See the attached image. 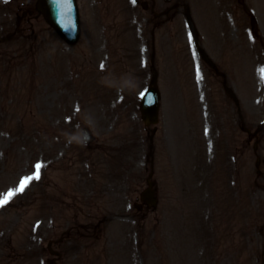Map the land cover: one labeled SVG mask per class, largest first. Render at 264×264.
I'll use <instances>...</instances> for the list:
<instances>
[{"label": "rangeland", "instance_id": "1", "mask_svg": "<svg viewBox=\"0 0 264 264\" xmlns=\"http://www.w3.org/2000/svg\"><path fill=\"white\" fill-rule=\"evenodd\" d=\"M124 1H79L81 23L88 24L91 33L84 36L87 44L77 49L64 44L42 16L35 17V12L24 16L22 29L17 27L12 33L15 8L21 3L0 0V199L10 189L14 191L22 178L32 176L37 164L41 166L38 179L31 180L23 191L15 192L0 206V264H48L46 238L56 240L60 234L66 237L58 246L53 242L51 247L68 251V257L58 264H75V258L76 264H179L178 255L189 251V243L193 255V246L195 242L200 244L199 238L217 234L212 225L205 227L200 222L206 211L188 197L189 135L191 144L193 139L199 143L201 129L197 114L186 115L179 95L176 100L181 111L177 119L168 128V115L163 111L164 120L161 119L160 132L156 133L158 160L154 169L162 195L157 209L138 214L124 209L126 215L121 217V223L111 221L116 211L109 209L115 202L113 195L135 189V182L140 186L145 183L139 176L135 178L140 173L133 166L136 144L143 136L144 164L151 144L139 120L135 97L146 75L139 77L130 62L128 81L123 78L127 73L110 78V73L108 76L100 73L97 66L89 67L90 59L96 62L104 59L102 51L109 49L113 57L134 54L137 43L139 46L134 29L136 11L131 2L127 5ZM107 28L115 29L116 34L113 35L116 41L109 45ZM94 38L97 42L93 50ZM123 60L128 61L126 57ZM102 64L106 66L107 62ZM72 83L77 90L69 87ZM164 83L170 87L168 82ZM249 86L252 90L253 84ZM125 88L133 91L134 96L120 98L119 91ZM253 92L255 96L260 94L258 90ZM263 104L260 99L258 105ZM121 109L131 110L137 118L133 114L131 118L130 112L126 113L128 118L114 113ZM263 117L257 114L254 121L258 123ZM120 118L123 124L119 125ZM189 121L192 128L187 125ZM83 125L90 126L97 135L91 147L95 151L87 152L79 142ZM244 139L246 134L239 131L238 140ZM219 140L220 137L218 143ZM256 143L259 150L256 154L263 155L264 130L259 131ZM213 165L214 157L208 150V173ZM255 169L251 142L249 147H240L236 189L230 182L227 185L229 172L225 168L214 175L217 198H224V205L233 212L224 220L237 222L240 236L253 234L254 225L263 218L258 214L264 211V176L258 177ZM78 172H83V176ZM67 174L72 175L63 178ZM193 191L197 192L194 188ZM217 212L210 210L213 217ZM64 215L67 219L62 218ZM49 218L52 222H48ZM192 233H196V239ZM38 234L39 238L33 236ZM189 234L192 237L188 238ZM184 236L188 242L181 243ZM136 240L140 249L131 253V243ZM258 261L264 264V260ZM237 264H253V260L240 256Z\"/></svg>", "mask_w": 264, "mask_h": 264}, {"label": "snow or ice", "instance_id": "2", "mask_svg": "<svg viewBox=\"0 0 264 264\" xmlns=\"http://www.w3.org/2000/svg\"><path fill=\"white\" fill-rule=\"evenodd\" d=\"M40 165L37 164L35 166V172L32 176H26L24 178H22L19 182V186L13 191V190H9L8 193L6 195L3 196L2 199H0V206H2L3 204H6L9 199H11V197L15 194V192H21L24 190V187L27 185V183H29L31 180L33 179H38L39 178V169H40Z\"/></svg>", "mask_w": 264, "mask_h": 264}, {"label": "water", "instance_id": "3", "mask_svg": "<svg viewBox=\"0 0 264 264\" xmlns=\"http://www.w3.org/2000/svg\"><path fill=\"white\" fill-rule=\"evenodd\" d=\"M53 6H54V7H56V6H57V4H56V1H54V3H53Z\"/></svg>", "mask_w": 264, "mask_h": 264}]
</instances>
